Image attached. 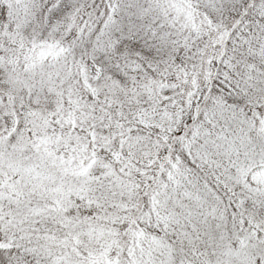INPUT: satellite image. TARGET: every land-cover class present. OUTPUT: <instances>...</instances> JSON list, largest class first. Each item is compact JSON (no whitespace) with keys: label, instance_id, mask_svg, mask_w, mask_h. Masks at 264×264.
<instances>
[{"label":"snow or ice","instance_id":"obj_1","mask_svg":"<svg viewBox=\"0 0 264 264\" xmlns=\"http://www.w3.org/2000/svg\"><path fill=\"white\" fill-rule=\"evenodd\" d=\"M0 264H264V0H0Z\"/></svg>","mask_w":264,"mask_h":264}]
</instances>
